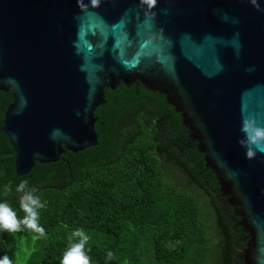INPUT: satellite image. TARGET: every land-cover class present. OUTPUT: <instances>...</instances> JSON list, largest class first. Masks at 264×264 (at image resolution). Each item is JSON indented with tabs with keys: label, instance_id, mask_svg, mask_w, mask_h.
Here are the masks:
<instances>
[{
	"label": "water",
	"instance_id": "obj_1",
	"mask_svg": "<svg viewBox=\"0 0 264 264\" xmlns=\"http://www.w3.org/2000/svg\"><path fill=\"white\" fill-rule=\"evenodd\" d=\"M165 94L248 233L243 264H264V0H0V90L19 175L97 146L106 90Z\"/></svg>",
	"mask_w": 264,
	"mask_h": 264
},
{
	"label": "trees",
	"instance_id": "obj_2",
	"mask_svg": "<svg viewBox=\"0 0 264 264\" xmlns=\"http://www.w3.org/2000/svg\"><path fill=\"white\" fill-rule=\"evenodd\" d=\"M13 101L12 92L0 90V128ZM96 116L99 145L67 150L59 162H38L28 175L17 173L15 148L0 131V202L22 219L23 194L16 191L22 180L46 202L38 211L47 235L29 264H60L78 228L89 237L91 264H243L248 233L166 95L140 81L108 88ZM173 168L193 187L171 181ZM208 208L215 231L207 225ZM9 234L0 231V257Z\"/></svg>",
	"mask_w": 264,
	"mask_h": 264
},
{
	"label": "clouds",
	"instance_id": "obj_3",
	"mask_svg": "<svg viewBox=\"0 0 264 264\" xmlns=\"http://www.w3.org/2000/svg\"><path fill=\"white\" fill-rule=\"evenodd\" d=\"M154 2V0H152ZM246 134V140L238 141L247 149L246 155L249 158L255 156L256 151L264 152V128L254 127L251 123H245L241 129ZM255 149V150H254ZM11 191L10 186H6L5 195ZM17 192L23 195L20 198V208L25 213L21 219L7 202H0V231L15 233L22 231L24 228L37 233L34 240L46 237L45 229L39 224V209L46 206V202H41L40 198L35 195L34 189L28 188V181L22 180L16 188ZM78 238V240H73ZM89 240L88 235L83 229H76L69 237V247L65 251L60 264H91V259L85 251V245ZM107 258L111 260L113 253L109 251ZM0 264H14L13 260L7 255L0 257Z\"/></svg>",
	"mask_w": 264,
	"mask_h": 264
},
{
	"label": "rangeland",
	"instance_id": "obj_4",
	"mask_svg": "<svg viewBox=\"0 0 264 264\" xmlns=\"http://www.w3.org/2000/svg\"><path fill=\"white\" fill-rule=\"evenodd\" d=\"M169 178L176 183L180 189L193 187L189 184L188 178L182 169L173 168V172L169 175ZM208 211L210 220L207 225L215 231V218L210 208H208ZM33 237L34 236L25 228L22 231L9 234V247L6 254L13 260L14 264H29V254L35 250L38 241V239L34 240ZM214 237L216 240L220 238L217 233H214Z\"/></svg>",
	"mask_w": 264,
	"mask_h": 264
}]
</instances>
